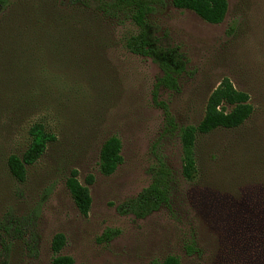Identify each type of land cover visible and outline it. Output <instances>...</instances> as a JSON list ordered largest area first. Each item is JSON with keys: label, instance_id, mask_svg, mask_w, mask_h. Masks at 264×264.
Segmentation results:
<instances>
[{"label": "rangeland", "instance_id": "obj_1", "mask_svg": "<svg viewBox=\"0 0 264 264\" xmlns=\"http://www.w3.org/2000/svg\"><path fill=\"white\" fill-rule=\"evenodd\" d=\"M162 1L151 17L154 35L179 46L187 63L180 91L159 92L177 124L198 125L225 77L249 93L252 117L238 130L200 136L197 173L186 180L180 140L161 137L164 115L152 101L161 69L125 48L139 29L71 0H11L0 32V71L8 73L0 77V220L10 212L35 213L38 254L30 257L17 243L1 264H50L58 233L67 239L62 254L75 264H162L168 256L181 264H224L228 253L235 254L240 224L262 223L264 0H228V15L219 25ZM234 24L236 32L228 36ZM35 122H43L57 141L19 183L6 161L26 151ZM112 136L123 144L124 162L104 177L99 153ZM158 157L173 173L169 205L142 220L120 215L118 207L150 185ZM72 169L83 185L89 174L95 177L86 218L66 189ZM109 231L115 236L106 242ZM191 244L194 254L187 251Z\"/></svg>", "mask_w": 264, "mask_h": 264}, {"label": "trees", "instance_id": "obj_2", "mask_svg": "<svg viewBox=\"0 0 264 264\" xmlns=\"http://www.w3.org/2000/svg\"><path fill=\"white\" fill-rule=\"evenodd\" d=\"M162 0H71L75 7L89 11L95 10L99 15L111 20L123 17L130 20L138 29L136 35L126 39L125 48L128 52L151 59L161 69L162 76L158 78L152 93V101L164 115V130L161 137L177 136L181 143L182 175L186 180H193L197 173L196 147L200 136L210 135L218 130L234 131L241 128L253 115L249 93L236 88L230 78L225 77L210 94L205 115L202 121L194 126L180 127L171 112L167 102L160 99L159 92L166 89L179 92V77L186 67L185 55L179 46L165 45L162 39L156 37L155 26L151 23ZM177 10H187L195 13L201 20L212 25L222 24L229 12L228 0H172ZM11 6V0H0V32L4 22L2 17ZM18 26V21L16 22ZM23 24H28L27 22ZM35 27L38 25L35 23ZM237 25L230 27L227 34L233 36ZM4 41L0 39V47ZM6 45V44H5ZM8 75L0 71V77ZM29 145L21 155H10L6 161L9 174L19 183H25L28 178V167L35 165L46 153L49 145L57 141V136L48 130L43 122H35L28 130ZM123 144L117 136L104 141L99 153V172L104 177H110L123 164ZM151 183L135 197L125 201L118 207L122 216H133L142 220L169 205L172 194L173 173L164 158L158 157L157 163L151 168ZM86 185L79 181V172L72 169L66 179L68 190L75 206L83 217H88L92 207L90 186L94 185L95 177L89 174ZM262 223L245 227L240 224L237 231V247L235 254L228 253L224 264H264V198L259 206ZM249 224V223H248ZM37 217L34 214L17 216L14 213L5 214L0 220V264L11 256L17 243L23 247L30 257H37L38 237L35 227ZM115 236L114 231L106 232L102 240L108 242ZM67 245L65 235L58 233L51 241L52 260L50 264H75L72 257L63 255ZM189 254H194V244L187 246ZM162 264H181L176 256L166 257Z\"/></svg>", "mask_w": 264, "mask_h": 264}]
</instances>
